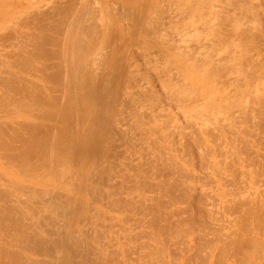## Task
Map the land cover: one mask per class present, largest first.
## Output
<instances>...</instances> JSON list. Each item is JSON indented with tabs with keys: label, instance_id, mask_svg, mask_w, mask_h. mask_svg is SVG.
<instances>
[{
	"label": "rangeland",
	"instance_id": "374dc122",
	"mask_svg": "<svg viewBox=\"0 0 264 264\" xmlns=\"http://www.w3.org/2000/svg\"><path fill=\"white\" fill-rule=\"evenodd\" d=\"M208 5L215 10L210 8V6L209 9ZM216 10H219L225 20L216 22L212 19L213 15L211 14H214ZM205 19L208 20L205 21ZM16 22L17 25L12 26L13 23L16 24ZM102 23L104 24L103 31L106 35V40L101 41L97 39L96 36L99 35L98 31L101 29H99V26ZM207 24L212 25L211 32L205 31ZM45 28H48V31L44 33L42 29ZM11 30L15 32V34ZM36 30L42 31V34L44 33L46 40H42L44 41L43 44L40 40L35 41L36 39L34 38H36L35 36L39 33ZM244 31H248L247 33L252 37L247 38L250 35L247 33L243 35ZM32 34L34 35L32 36ZM92 34H94V36ZM29 35L32 37H28ZM71 35L74 36V38ZM92 36L93 38L91 39ZM71 38H73V40H71ZM87 40L90 41L92 45L98 43L102 48L99 50V47H97V49L95 48L92 50L91 58L94 56V59L91 60L92 63L87 66V69L90 67L93 69L92 71H86L85 77H87V75L90 76V74L91 77L96 75L101 87L103 84V87L107 85V88H112H110V90H113L112 94L107 95V99L111 101V104L115 103V101L118 102L121 97L127 100L129 93L132 94L131 97H136V94H139L141 90L145 94V102L149 104V106H146V104H143L144 102L139 103L140 107L142 104L146 106L141 109V116L136 117L132 115V109L130 110V105L127 104L123 109L122 116H120L119 112V115L115 113L112 117L106 115L98 117L99 114L98 116L97 114L96 116L94 115V112L99 113V109L97 108V111L93 110L91 115L88 113L89 117L86 116L82 118L84 115V108L82 106L79 108V103L78 105L77 103L74 105L72 99L78 100L83 90L79 89V83H77L78 81L74 77L75 74H73V76L72 73L73 69L76 71L75 54L78 55L80 50L79 45H81V47L87 45ZM68 41L69 44L70 41H75L76 43L72 42L73 46L71 47L73 49L69 48V50H65L68 49ZM98 44H96V46H98ZM40 45L41 49L39 48ZM239 45L243 46L239 47ZM21 46L23 55L29 53L27 56L24 55L25 57L21 53ZM26 47L30 49H26ZM61 47H65V49L61 50ZM34 48L37 51L40 50L37 56L42 57H40V60L39 57L37 59L39 60V64L42 61L40 66L43 67L40 82L42 83L45 81L46 86H51L49 89L52 92H49V94L55 99H60L64 96L69 97L65 107L71 110L73 109L72 117L68 118L64 122V125L73 128L76 134H78V130L81 129L77 136L79 140L78 148H81L79 149V154H77L78 159H74V165L68 166L66 169L65 167H46V169H44L43 166L37 169L40 171L19 173L20 171H16L17 169L12 167L7 161L0 159V209H14V211L18 210L23 212L29 208L33 213L38 211L37 214H39V212L44 210L41 209V207L49 204L48 200L59 195L61 203H67V207L58 211L56 209V223L53 224L52 230L61 235L63 242L68 246L65 247L68 248V250L65 249V251L67 250L68 252H64L66 255L69 254L72 257H64L66 264H69V262H71V264H87L90 263V260L94 264L96 259L98 260L95 264H100V261L102 264V254L98 253V251L101 253L103 251L109 256V254L111 255L114 252V249L116 250L117 245H114L117 241H112L116 234L111 233L107 225L112 224L114 221H112V219L109 220V218L103 219L104 215H102V212H105V209L103 206H100L101 204L97 200H99V198H104V193L111 190L108 188L111 182L116 185L119 183L118 175L124 170V165H133L131 161L134 160L135 163L138 155L151 158L157 154V150L154 145H152V143L160 137V134L156 135L153 132L155 125L161 127L167 138L164 137L163 134L162 135L164 139L171 144V147L175 143L180 142L181 139L188 138L198 131H206L212 135L211 137H213V135L222 134L223 139L221 142L223 145L239 144V141H242L239 147H244L245 145V147H249L253 143V146L258 148V154L264 156V150L262 149L264 147V131L260 128V125H257V119L261 117L260 114H262L261 112L264 110L260 108L261 106L259 104H255L256 101H254V96L259 95L260 90L258 89L262 88L264 84V79H262L264 78L262 77L264 74V0H0V72H3V79L7 78L5 69L9 70V68H12L16 71L18 64L23 63L27 58L30 59V56L35 55L36 50ZM96 50L99 52L94 54L93 51L96 52ZM234 50L235 52L239 51L233 53L232 51ZM62 51L67 52L64 54ZM84 51L85 50L81 49L80 54L84 53ZM240 51H242V53ZM243 53L246 57L244 55L243 58H240L243 56ZM236 55L239 56L237 57ZM234 57H237L236 61L240 58V61H238V66L233 68L232 74L220 70L218 75L213 79H209L200 74L202 67L212 66L221 68L229 64L231 58ZM106 58L109 61L108 65L105 60ZM235 64L237 65V62H235ZM36 65L39 66L38 64ZM238 67L242 68L241 72V68L239 69ZM105 75L107 77H105ZM24 82H30V77L28 75L24 77ZM63 85L65 87H62ZM8 87L7 85V87L0 88V100H4L5 102H7L8 96L13 99H15L16 96L15 92L12 93L8 91ZM247 88H249V91ZM244 89L245 91H243ZM250 89L254 90L251 92L252 94L250 93ZM19 90L23 91L22 88H19ZM43 91L45 93L39 94L41 99H45L44 96L48 95L46 90ZM62 91L63 95H61ZM238 91H243L246 96L243 92L240 94ZM134 93L136 94L134 95ZM233 97L239 101V104H243L226 109L227 102ZM248 99H252V102H250L251 100L247 101ZM263 99L264 96L261 101ZM118 107L119 106H115L114 112L120 110ZM19 116L21 117V113H19ZM11 117L13 116L10 115L6 109L2 110L0 108V127L5 128V121H11ZM93 120H95V122ZM97 122L105 128L100 130L95 128L91 131L92 136L89 138V135L87 136L86 133H88V129L96 125ZM38 123L39 121L36 120L32 123V129L35 132L40 131V124ZM48 126L55 127L56 125L50 123ZM107 128L113 129V131L109 133L110 135L108 134L109 136H105L104 134ZM84 130L86 133L83 134ZM253 146L250 147L252 148ZM18 147H20V145H18ZM171 154L172 153L168 151L167 155L164 157H168ZM255 156L256 154L253 152L251 157ZM193 162H195L196 167H198V161L195 160ZM263 162L264 161L261 163ZM196 169L199 170V168ZM201 171H197L199 172L198 175H202L201 178L203 176L207 178L204 179L206 184L204 189L207 191L206 196H208V192L210 197L214 195L213 197L215 199L213 201L217 200L216 203H220L219 200L221 199L219 195L216 194L220 192L218 188L228 190L225 188H227L229 183L237 182H233V178L231 179L230 176L226 177V179L230 181L229 183L226 181L224 187L226 184L228 185L225 188H223V186L220 188L215 185L216 183L214 180L217 179L214 178L215 175H213L210 169ZM242 171H244V169L235 168V173H239L238 175L236 174L239 176V183H237L243 184V186L240 185L242 191H244L243 189L248 185L245 190L246 193H242V195L245 196L248 192L252 193L255 191V189L253 190L254 186L257 188H259V186L257 182L258 179L256 178L257 180L255 181L254 179V184L257 183L255 185H251V183L250 186L252 189H250L249 182L253 181L249 179L248 182L246 178L249 177L244 176L247 175V171H245L246 173ZM112 172L114 174H112ZM115 172L117 174H115ZM105 173H109L112 176L111 182H108V186L106 185L107 188H105V185V187H101V178L107 176ZM114 175H117L116 177L118 178ZM198 175L197 177L199 178L200 176ZM39 176H41V178ZM209 176L211 178L210 180L213 179V182H210ZM234 178L233 180H237V177ZM244 179H246L247 182H245ZM13 180H15V184H13ZM240 180H242V182L244 180L245 184H247L244 186V182L240 183ZM34 183L37 184L34 185ZM260 183L261 182H259V185ZM208 184H210V186ZM236 184H233L234 187ZM231 185L232 184H230V186ZM234 187L232 186V188ZM237 187L234 188L233 191L235 189H240ZM263 187L262 185L259 188L260 190H258L261 191V188L264 189ZM228 188L231 187L228 186ZM105 189L106 191H104ZM33 190L45 191L47 194L41 198L36 197L33 195ZM236 191L240 193L241 190ZM259 191H257V193ZM255 192L253 193L255 194ZM210 197H207L205 201ZM84 199L86 200L85 204ZM209 200L212 201V199ZM80 201H82V203ZM107 201L108 198L104 199L103 204ZM25 203H28V207ZM57 203H60L59 200ZM206 203L207 202H205V204ZM208 203L209 206H206V208L212 210L213 208L210 206L211 203ZM216 203L212 205L215 208L217 207V210L218 205L214 206ZM220 204L222 205L223 202ZM74 206H77L75 209L76 212H73ZM99 209H102V211ZM213 210L218 212L215 209ZM97 212L101 213L97 215ZM65 213H68L67 216H65ZM72 213L74 215H72ZM115 214L116 213H112L110 216ZM46 215L47 213L45 216ZM134 216L135 215H133V217ZM229 216L228 218L226 217V219H222L224 223H220L223 227H230L228 229L225 227V229L219 226L224 229V231L228 230V232H231L232 225L230 224H233V217H236V215ZM35 217L36 216L31 217V220L34 221ZM65 217L72 218L69 219ZM136 217L139 218L140 216L137 215L135 218ZM183 217H185V214ZM135 218L131 219L134 220ZM129 220L130 219H128L127 222H129ZM138 220L136 222H138ZM109 221L110 223H108ZM132 221L130 220V223L131 225L134 224V228L136 222L134 223ZM96 222L98 223L96 224ZM220 223L213 222V225L211 224L213 228H211L216 230L217 225ZM117 224L118 223L112 224L113 228L116 226L113 232L117 231V228L119 229ZM211 225L208 223L207 227ZM102 226H104L105 229ZM138 227L139 226H137V228ZM99 231H103L107 237V239H105L106 237L100 239L103 240V243L98 239L105 235L99 234ZM95 234L100 236L95 239L94 236L97 237ZM107 234L110 235V237L107 236ZM197 234L201 235L202 233H196V235ZM183 235H186L184 243L188 242L189 235L184 233L178 237V242H182L180 244H183L184 237L180 238ZM9 236L10 235L4 239L0 238V248H6L3 242H8ZM68 236L71 237L67 239ZM72 236L76 237L73 238ZM193 236H195V234ZM197 237L195 236V238ZM199 238L200 236L198 239ZM207 238H210V235ZM204 239L205 237L202 240ZM94 240L98 241V246ZM195 240L192 241L191 246L194 245L197 247H193V251L191 250L192 253L190 251L189 255L197 253L196 250L201 247L197 244L203 242H199L201 239L196 242ZM176 246L174 247L176 248ZM99 247L103 248V250ZM174 247L171 246L170 250L175 249ZM111 248L113 251H111ZM177 248L176 250L180 257L175 252L176 257L173 255V258H177L178 256L181 260L187 259L189 255L182 256L183 253L179 251V247ZM104 249L107 250V252ZM125 249H128V247H125ZM109 251L111 253H109ZM173 251L170 252V254H174ZM97 254L99 256L101 255V257ZM108 256L106 258L108 263L112 264L114 260H116L115 262L117 263L118 260L116 256L113 255L114 257L112 256V259ZM70 258L72 261H67L70 260ZM126 258L129 257L126 256L124 259L125 261L128 260ZM130 259L135 260V255H131L129 260ZM125 261H123L124 264H127ZM55 263L58 264V260L54 262V264ZM144 263H147V260L138 262V264ZM119 264H122L120 260ZM171 264H174V260L171 261ZM189 264L195 263L191 262Z\"/></svg>",
	"mask_w": 264,
	"mask_h": 264
},
{
	"label": "bare ground",
	"instance_id": "6f19581e",
	"mask_svg": "<svg viewBox=\"0 0 264 264\" xmlns=\"http://www.w3.org/2000/svg\"><path fill=\"white\" fill-rule=\"evenodd\" d=\"M209 6L210 5H208V8ZM210 8L213 7L210 6ZM211 15H213L212 19L216 22L225 20V18L222 17L219 10H216V12L214 14L212 13ZM207 20L208 19H205V21ZM14 25L16 26L17 22L16 24L13 23L12 26ZM103 27L104 24L103 23L100 24L99 29L100 28L101 29L100 31H98L99 35L96 36V38L101 41L106 40V35L103 31ZM43 30L45 33V31H48V28L42 29V31ZM36 31L39 33L37 36H35L36 37L34 38L36 39L35 41L40 40V42L43 44L44 41L42 40L45 39L44 33L42 34L41 33L42 31L40 30L39 31L36 30ZM205 31L211 32L212 25L207 24ZM247 32L248 31H244L243 35ZM13 33L15 34V32ZM247 34L250 35L249 33ZM33 35L34 34H32V36ZM92 35L94 36V34ZM30 36L31 35H29L28 37ZM93 36L91 37V39L93 38ZM72 37L74 38V36ZM249 37L251 38L252 36L250 35L247 38ZM73 38H71V40H73ZM75 41H70L71 45L69 44L68 41V44L70 46L66 43L68 45L67 46L68 49H65V47H61L60 49L69 50V48H72L71 46H73L72 42ZM96 41L99 42L98 40ZM243 41H239V42H243ZM88 42L87 45H83V47L79 45L80 50L78 52V55L75 54L76 71L73 69V73H72V75L75 74V76L74 75L73 76L75 77V79H77L78 81L77 83H79L78 84L79 89L83 90L81 96L78 97L79 101L77 99L74 100L72 99V103L74 105L76 103L78 105L79 103V108H81V106L84 108L83 110L84 115L83 117L82 116L81 117L84 118L88 116V113L91 115L93 110H96L97 108L99 109L98 111L99 113L94 112V115L96 116L97 114L98 116L99 114L98 117H100L101 115L112 117L115 113H118L119 115V112H120V116H122L123 109L127 104L130 105L129 109L130 110L132 109L131 110L132 115H135L136 117L141 116L142 114L141 109L143 107H146L147 105L149 106V104L145 102V94L141 90L139 91V94L134 93V95L136 94V97L133 96L134 98L131 97L132 94L129 93V97L127 100L121 97V99H119L118 102L115 101V103L111 104L110 103L111 101L107 99V95L112 94L113 90H110L111 87L107 88L106 87L107 85L103 87V84L101 87L100 83H98V78L96 77V75H93V77H91L90 74V76L87 75V77H85V74L87 73L86 71H90V70L92 71L93 69L92 67H90L91 69L90 68L87 69V66H89L92 63L91 60L94 59V56L91 58L92 50H94L95 48L97 49V47H99V50L100 48H102L99 46L98 43H96L98 44V46H96V44L92 45L90 41ZM242 46L243 45L241 46L239 45V47ZM40 47L41 45L39 46V48ZM20 48L22 49V46ZM27 48L29 47H26V49ZM81 49L85 51L84 53L80 54ZM22 52L23 49L21 53ZM38 52H40V50L39 51L36 50L35 55L30 56V59L27 58L26 61H24L21 64H18L17 65L18 68L16 71H14L12 68H9V70L5 69V73H7V78L3 79L2 77L3 72H0V88L7 87L8 85L9 86L7 88L8 91L12 93L15 92L16 94L15 99L8 96L7 102H5L4 100H0V108L2 110L6 109V111H8V113L13 116L10 118L11 121L8 120L5 121L4 124L5 128L0 127V159L7 161L9 164H11L12 167H15L17 169L16 171H20L19 173H24L26 171H34V172L40 171L37 169L43 166L44 169H46V167H54V168L65 167L66 169V167L74 165V159L75 158L76 160L78 159L77 154H79V149L81 148V147L78 148L79 140L77 138L81 129H79L78 130L79 133L76 134L73 128L64 125V122L68 118L72 117L73 109L71 110L65 107V105H67L68 103L69 97L64 96L65 99L64 97L60 99H55L54 97L51 96V94H49V92L50 93L52 92L49 89L51 88V86L50 85L46 86L45 81H43L42 83L40 82L41 81L40 78H42L41 74L43 71V67L40 66L42 61L39 64V60L41 56H37ZM66 52L67 51L63 53L65 54ZM97 52L99 51L98 50H96V52L93 51L94 54ZM232 52L237 53L235 52V50ZM240 52L242 53V51ZM24 55L27 56L26 54ZM244 55L245 54L243 53V56L240 58H243ZM38 57L39 60H37ZM237 57L231 58L230 63L221 68L212 67L211 65H210L211 67H202V71L200 74L209 79H213L218 75L220 70H224L228 73H231L233 68L237 67L239 64L238 61H240L239 60L240 58L237 59L238 61H236ZM105 60L108 65L109 61L107 60V58ZM235 62H237V65L235 64ZM36 64H38L39 66H37ZM241 71L242 68L240 72ZM27 75L30 77V82L25 83L24 77ZM105 77L107 76L105 75ZM262 77H264V74ZM103 79H102V83H103ZM62 87L65 86L63 85ZM19 88H22L23 91L19 90ZM42 89L48 92V95L44 96L45 99L43 98L41 99L39 97L40 93H45ZM248 89L249 88H247V90ZM258 90H260L259 95L254 96V101H256L255 104H259L261 106L260 108L264 110V108H262L264 107L263 104L264 99L261 101V99L264 96V84L262 85V88ZM243 91H245V89ZM253 91L254 90L250 89V93ZM239 92L240 94L242 93L241 91H238V93ZM61 95H63V91L61 92ZM249 100H251L250 102H252V99H248L247 101ZM140 102H144L143 104H146V106L142 104V106L140 107L139 106ZM240 104L242 105L243 103ZM240 104L239 101L236 98L234 99L233 97L232 99H230L229 102H227L226 109L239 106ZM115 106H119L118 108L120 110L114 112ZM19 113H21V117L19 116ZM261 113H262L260 114L261 117L257 119L258 120L257 125L258 126L260 125V128L263 129L264 131V111H262ZM94 115L92 116L94 117ZM34 120L39 121L38 124H40L39 125L40 131H36V132L33 131L32 123ZM95 120L93 121L95 122ZM50 123L52 125L55 124L56 126L49 127L48 125ZM95 128L100 130L105 127L99 125V123L97 122L96 125H93L88 129L89 134L86 133L85 130L84 132L83 131L82 132L83 134L86 133V135L87 136L89 135V138H91L92 136L91 131H93ZM112 131L113 129L107 128L104 131L105 136ZM153 132L156 135L160 134V137H158V139H156L152 143V145H154L155 149L157 150V154L155 156H152L151 158H145L142 155H138V157L136 158L137 161H135V163L134 160L131 161V164L133 165H124L123 167L124 170L121 171L122 174L120 172V174L118 175L119 178L116 177L117 175L116 176L114 175L116 178L119 179V183H117V185L110 181L112 177L109 174L110 172L105 173L107 176L101 178L102 180L101 187L104 185L108 186V182L109 183L111 182L110 185L108 186V188H110L111 190L107 189L110 191L104 193L105 197L99 198V200H97L101 204L100 206H103L105 209V212H102V215H104L103 219L109 218V220L112 219V221H114L112 224L114 223L120 224V225L117 224V226H119V229L117 228L116 229L117 231L115 232H113V230L116 226L113 228L112 224L110 225L107 224L109 231L113 234L114 233L116 234L113 237L114 239L113 240L110 239V240L117 241V243L114 242L115 243L114 246L117 245V248L115 250L113 247L114 252L111 255L109 254V256L103 251L102 253L98 251V253L102 254V257L101 255L99 256L97 254L99 257H101V259H103L102 264H110L108 263V260L106 258L108 256L109 258L111 257L112 259L113 255L116 256V259L118 260L117 263L115 262L116 260H114L116 264H119V260L122 264H124L123 261H125L124 260L125 257L127 256L130 258L131 255L132 256L135 255V260L130 259L131 260L130 261L129 258H126L129 260V262L128 260L125 261L127 264L128 263L138 264L139 261H145V260H147V263L144 264H158V263L171 264L172 260H174V264H189L191 262H194L195 264H264V191H263L264 189L261 188V191H259L260 190L259 188L262 185L264 186V162L261 163L262 161H264V156L258 154L257 152L258 148H256V146H253V143L250 145L253 146L252 148L250 146L245 147L246 145L244 146V144L243 146L245 148L239 147L242 141L241 142L239 141V144L236 143L238 145H236L235 143L232 145L229 144L223 145V143L221 142L223 139L222 134L213 135V137H211L212 135L206 131H198L192 134V136L188 138L186 137L181 139L180 142L175 143L171 147V144L164 139L166 135L163 133L160 126L155 125ZM162 134L164 135V137ZM18 145H20V147H18ZM262 149L264 150V147ZM168 151H170L172 154L168 157H164L165 155H167ZM253 152L254 154H256L255 157H251V155H253ZM259 157L262 159H260ZM195 160L198 161L197 162L198 167H196L195 162H193ZM236 167L240 168L241 170L244 169V171H242L243 173H246L245 171H247V175L244 174L243 175L249 177L246 178L248 182L249 179L250 181H253V182H249L250 189H252L250 184L252 183L251 185H253L254 179L255 181L258 179L257 182L259 188H257L256 186L253 187V190L255 189L256 191V192L253 191L255 192V194L253 192L252 193L248 192L249 195L248 193L245 196L242 195L243 192H244L243 194L246 193L245 190L248 187V185H246L247 183L245 184V182L247 181L246 179H244L245 182L244 180L243 182H244V186L246 185V187L245 189H243L244 191H242L240 185L243 186V184H238L239 176L237 175L239 173L237 172L235 173ZM196 168H199V170H197ZM204 169H210V171L213 172V175H215L214 178L217 179L214 180L216 183L215 185L220 188H222V186L223 188H225L228 185L226 184V186L224 187L225 182L227 181V183H229L230 181V180L228 181L226 177L230 176L231 179L232 178L235 179L234 177H237V180L232 179V181L233 182L237 181L238 183L237 182L229 183L228 186L231 188H228V186L227 188H225L228 190L219 189L217 187L218 190H220V192L219 193L217 192L216 194L219 195V197L221 198L219 202L220 203L223 202L222 205L218 202L216 203L217 200L213 201L215 199L213 197L214 193L212 194L213 196L211 195L212 197H210L209 192H208V196H206L207 191L204 189V186L206 185L204 179L206 178V176L205 177L203 176L204 178L203 177L201 178L202 175H198L199 172H197ZM112 174L114 173L112 172ZM115 174L117 173L115 172ZM197 175L200 177L198 178ZM39 177L41 178V176ZM208 178L209 180L211 179L210 176ZM12 182L13 184H15V180H13ZM210 182H213V179L210 180ZM243 182L242 180H240V183ZM259 182H261L260 185ZM36 184L37 183H34V185ZM230 184L232 185L230 186ZM233 184H236L235 187ZM208 185L210 186V184ZM107 186L105 188H107ZM232 186L234 188H236L237 186L240 188V189H235L234 191L241 190L242 192L241 191L240 193L239 191L234 192L233 191L234 188H232ZM229 189L232 191H230ZM250 189L248 188L249 191ZM104 191H106V189ZM257 191L259 192L257 193ZM46 194L47 192L45 191L33 190V195L36 197L41 198L42 196H46ZM116 196L119 197L117 198ZM133 196L136 197L137 199L134 198ZM207 197H210L209 199H212V201L209 199L205 201ZM52 198L53 199L50 198L51 200H48L49 204H47L46 206L43 205L41 207V209L44 210L43 211L40 210L41 212H39V214H37L38 211L33 213V211L30 210L29 208H27L23 212L18 210L14 211V209L11 210H7L5 208L0 209V238L4 239L8 235H10L9 241L3 242V245L6 248H0V264H54V262H57V260H58V264H66L64 257L66 256L67 258H69L68 256L72 257L69 254L67 255L65 254L68 248H65L67 245L65 244V242H63L61 235H59L57 232H54L52 230V227L54 226L53 224L56 223L55 220L57 215V213H55L56 209L58 211V210H62L63 208H66L67 203H61L59 195L55 196V198L54 197ZM106 198H108V201L105 202L106 204L105 205L103 204V200ZM58 200L60 203H57ZM80 202L82 203V201ZM205 202L207 203L205 204ZM208 202L211 203L210 206H212V208L215 210L217 207L216 208L213 207L212 204L216 203L214 206L218 205V209L216 210L218 212H215L213 209L208 210L206 208V206H209ZM85 203L86 200L84 199V204ZM25 204L28 207V203ZM76 207L73 208L74 210L73 212H76L75 211ZM99 210L102 211V209ZM46 213L49 216L47 215L45 216ZM99 213L101 212H97V215ZM112 213H116L115 215H113L114 217L110 216ZM67 214L68 213H65V216H67ZM136 214L140 217L135 218V216H137ZM184 214L185 217H183ZM234 214L236 215V217L235 216L233 217V221H232L233 224H230L232 225L231 226L232 231L231 230H229L231 232H228V230L224 231V229L222 228L227 227L228 229L230 226L223 227V225L220 222L224 223V221H222L223 218L226 219V217L228 218L229 215H230L229 217H231V215ZM72 215L74 214L72 213ZM102 215L100 214L101 218ZM133 215L135 216L133 217ZM30 216L31 217L36 216L34 221L31 220ZM65 218L71 219L72 217L71 218L65 217ZM131 218H135L136 220L135 219L133 220ZM128 219H130L131 221L133 220L132 222L134 223L139 219L138 220L139 223L138 222L135 223L136 228L135 227L133 228L134 224L131 225L130 220L129 222H127ZM213 222L220 223L217 225L216 230L212 229ZM97 223L98 222H96V224ZM108 223H110V221ZM208 223L212 225L207 227ZM136 225L139 227L137 228ZM219 225L222 226V228H220ZM145 229L147 232L145 231ZM102 232L103 231H101L99 234H104V232L103 233ZM184 233L189 235L188 242L184 243L186 235L185 236L183 235L180 237V238L184 237L183 238L184 240L180 239L183 240V244H180L182 242L180 240H179L180 243L178 242V237L179 235ZM196 233H202L204 235L202 234L196 235ZM194 234L196 237L199 235L200 238L198 239L199 236L195 238V236H193ZM209 235L210 238H207ZM99 236L100 235H97V237L94 236V238L96 239ZM107 236L110 237V235L108 234ZM70 237L68 236L67 239ZM105 237L106 235L101 238L99 237L98 240ZM204 237L205 239L202 240ZM105 239H107V237ZM195 239L197 240L201 239V241L199 242L202 241L203 242L198 244L196 243L201 247L199 246L200 248L196 250L197 253L189 255V252L192 250L193 247H195L194 245L191 246L192 241ZM197 240H195V242ZM102 241L103 240H100V242ZM94 242H96V245L98 244V241L94 240ZM171 246L173 247L176 246V248L179 247V251L183 253L182 256L188 254L189 256L187 255L188 256L187 259L185 260L179 259L178 258L179 254L177 253L176 248L174 247L175 249L170 250ZM125 247L126 248L128 247V249H125ZM65 249L67 250L65 251ZM101 249L103 250V248ZM113 249L111 251H113ZM105 251L107 252V250ZM172 251L174 252V254L173 253L170 254V252ZM175 252L176 254H178L177 258H173V255L175 256ZM109 253L111 252L109 251ZM97 260L98 259H96V261ZM67 261H72V260L70 258V260ZM96 261H94V264ZM89 262L90 263L87 264H93L91 260ZM114 262H112V264ZM99 263L101 264V261ZM69 264H71V262H69Z\"/></svg>",
	"mask_w": 264,
	"mask_h": 264
}]
</instances>
